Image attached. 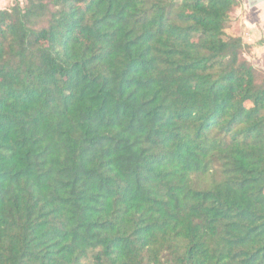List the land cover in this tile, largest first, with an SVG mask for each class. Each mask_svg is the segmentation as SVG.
Wrapping results in <instances>:
<instances>
[{
    "label": "trees",
    "instance_id": "1",
    "mask_svg": "<svg viewBox=\"0 0 264 264\" xmlns=\"http://www.w3.org/2000/svg\"><path fill=\"white\" fill-rule=\"evenodd\" d=\"M241 5L0 9V264H264V71Z\"/></svg>",
    "mask_w": 264,
    "mask_h": 264
},
{
    "label": "crops",
    "instance_id": "2",
    "mask_svg": "<svg viewBox=\"0 0 264 264\" xmlns=\"http://www.w3.org/2000/svg\"><path fill=\"white\" fill-rule=\"evenodd\" d=\"M242 7L239 13L242 16L245 24V31L249 36L248 43L259 42L264 39V2L262 0H241ZM10 0H8L7 6H9ZM264 47L257 49V55L262 54Z\"/></svg>",
    "mask_w": 264,
    "mask_h": 264
},
{
    "label": "rangeland",
    "instance_id": "3",
    "mask_svg": "<svg viewBox=\"0 0 264 264\" xmlns=\"http://www.w3.org/2000/svg\"><path fill=\"white\" fill-rule=\"evenodd\" d=\"M12 4V0L10 2ZM10 4V5H11ZM8 6H6L5 8H7ZM242 7V5H241ZM241 7L238 9V11L235 13L234 15V26H235V34H241L243 35L245 41L248 43V39L249 36L247 35V32L245 31V24H244V20L242 19L241 14L239 13ZM4 8V9H5ZM264 39H261L259 42L263 41ZM259 42L256 43H252V45L254 46L253 52L251 54H249L247 57V59L249 61L252 62V64L258 68L261 71H264V51H262L263 53L260 55H257V49H259L260 47H264V45L262 44V46L259 44ZM197 182H202V184L207 183L206 180L201 179V180H197Z\"/></svg>",
    "mask_w": 264,
    "mask_h": 264
},
{
    "label": "water",
    "instance_id": "4",
    "mask_svg": "<svg viewBox=\"0 0 264 264\" xmlns=\"http://www.w3.org/2000/svg\"><path fill=\"white\" fill-rule=\"evenodd\" d=\"M264 2V0H262ZM8 4V0H0V9H4Z\"/></svg>",
    "mask_w": 264,
    "mask_h": 264
}]
</instances>
